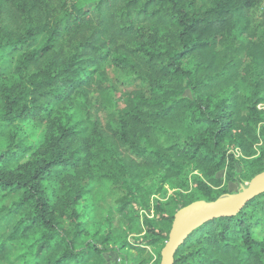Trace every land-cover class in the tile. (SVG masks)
Returning a JSON list of instances; mask_svg holds the SVG:
<instances>
[{"label":"trees","instance_id":"obj_1","mask_svg":"<svg viewBox=\"0 0 264 264\" xmlns=\"http://www.w3.org/2000/svg\"><path fill=\"white\" fill-rule=\"evenodd\" d=\"M262 1L0 0V264L26 241L36 264H102L115 235L87 239L79 211L94 173L122 191L124 245L159 264L174 213L228 193L218 172L264 170ZM23 122L40 142L15 143ZM174 264H264V192L193 230Z\"/></svg>","mask_w":264,"mask_h":264},{"label":"rangeland","instance_id":"obj_2","mask_svg":"<svg viewBox=\"0 0 264 264\" xmlns=\"http://www.w3.org/2000/svg\"><path fill=\"white\" fill-rule=\"evenodd\" d=\"M79 5L90 4L95 0H77ZM264 10V0L258 10V16ZM132 83L131 85H133ZM137 85L136 83L133 85ZM132 86V87H133ZM186 96H189V91L185 92ZM108 100V98L106 99ZM110 100V97H109ZM76 106V105H75ZM73 120L75 122L85 119V113L80 105H77L72 111ZM12 132H16V144H23L24 146H32L42 139V132L40 129L29 123L23 122L18 128L10 129ZM8 130L4 129V133H0V151L7 148V139L5 134ZM261 150L260 145L255 146L256 155ZM237 158L235 168L238 175L242 172H250L248 168L247 159L241 156L238 150H234ZM192 174H187L189 180ZM94 177L86 181V191L83 196V200L79 205V211L81 212V220L84 222V228L87 231V239L93 240L95 237L112 233L115 235V239L112 237L107 241V252L103 254L102 264H152L155 260V250L151 247H146L143 251L131 249L124 244L130 238L125 235V227L123 222L119 219L117 212L114 209L116 201L122 196V191L111 184L108 180L98 176L97 173L93 174ZM218 177L223 179L221 190H226L229 194L237 193L240 190L241 185L246 186L248 180L229 181L225 179V170L217 173ZM189 188H190V183ZM47 190L51 188L49 183H45ZM165 186V185H164ZM165 188V187H163ZM166 189V188H165ZM152 190V189H151ZM167 190V189H166ZM191 190V188H190ZM169 190L165 192L164 196L159 199L165 203L166 211L172 213L173 206L169 205ZM158 197L153 195L152 199ZM163 197V198H162ZM203 200V199H201ZM140 229V223H135L132 226V232L135 236H138L137 232ZM33 248L29 241L16 243L12 250L8 260L3 264H36L35 257L33 256Z\"/></svg>","mask_w":264,"mask_h":264},{"label":"water","instance_id":"obj_3","mask_svg":"<svg viewBox=\"0 0 264 264\" xmlns=\"http://www.w3.org/2000/svg\"><path fill=\"white\" fill-rule=\"evenodd\" d=\"M264 192V170L250 179L234 194H223L214 200H196L179 208L173 215L168 239L160 251L159 264H174L178 247L196 228L210 219L232 215L248 201Z\"/></svg>","mask_w":264,"mask_h":264}]
</instances>
